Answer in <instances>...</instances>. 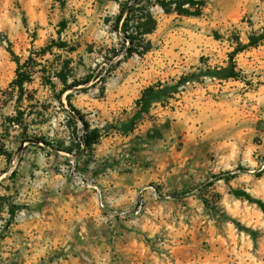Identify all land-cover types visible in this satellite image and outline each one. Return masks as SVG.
<instances>
[{
  "label": "rangeland",
  "instance_id": "obj_1",
  "mask_svg": "<svg viewBox=\"0 0 264 264\" xmlns=\"http://www.w3.org/2000/svg\"><path fill=\"white\" fill-rule=\"evenodd\" d=\"M119 1L0 0V147L9 153H0V264L69 260L73 252L53 246L63 231L69 244L112 247L115 264H152L170 259L177 246L207 251L227 240L241 249L247 239L252 264H264V211L235 194L264 202V71L188 83L133 128L121 126L147 86L224 65L228 35L246 41L264 25V0H206L199 17L141 0L136 13L157 20L139 38L145 54L128 53L130 43L115 29ZM53 39L67 41L66 50L54 46L53 54L35 57L40 64L17 101L11 51L24 62ZM67 58L69 81L84 83L67 93L104 134L82 155L84 125L67 93L58 100L63 84L55 78L54 89L45 80ZM18 109L26 111L23 124L9 123Z\"/></svg>",
  "mask_w": 264,
  "mask_h": 264
},
{
  "label": "trees",
  "instance_id": "obj_2",
  "mask_svg": "<svg viewBox=\"0 0 264 264\" xmlns=\"http://www.w3.org/2000/svg\"><path fill=\"white\" fill-rule=\"evenodd\" d=\"M118 1V0H117ZM159 4L166 13L176 12L179 15L186 16H202L204 9L206 8V0H150ZM141 0H125L119 1L121 11L115 19V29L119 33H123L126 42L130 43L126 49L128 53L133 54L138 52L139 54H145L149 49L143 48V51L140 50L141 38L140 36L152 33L157 27V20L154 17V14L145 11L144 13H136V8L140 4ZM137 6V7H136ZM68 21L63 20L60 22V31L61 34L67 28ZM132 27H135V31L131 30ZM131 30V31H130ZM216 38H225L216 33ZM139 41V42H138ZM229 45L232 47V50L227 53V60L224 65H207L206 67H197L196 70L184 73L178 79L172 81H158L153 83L143 89L140 97L136 100V112L131 120L127 123H121L122 127L127 129L133 128L138 120L144 117L146 113H149L152 107L156 104H163L168 102L170 99H173L178 93H180L183 88L191 82L200 81L202 78H211L218 80H239L244 79V71L239 67L237 62V56L250 50L251 48L258 47L264 43V25L258 29L251 32L247 41H244L241 37V34L231 33L227 37ZM58 47L61 50H66L68 46L67 41L56 42L55 39L51 41V44L35 50L28 59L22 62L20 56L16 55L13 51L11 53L14 56V60L17 63L16 68V77L12 82V86L15 90H18L19 94L17 101L21 102L26 95V84L30 83L36 73V68L39 66L35 57L44 58L48 54H53V47ZM142 48V47H141ZM75 50V49H72ZM201 59H205L202 57ZM35 61V62H34ZM31 62H34L31 64ZM73 62L72 58H67L63 61L60 68H51L47 71L45 75V80L48 85L56 89L57 84L55 83V78H57L62 84L63 88L58 92V100L62 103V96L65 95L69 90L78 87L81 84L77 80L69 81V77L73 73V68L71 64ZM88 81H86L87 83ZM66 99L69 106L73 109V112L77 115L83 123V133L78 135L79 140V155L84 153L83 150H93L94 146L97 145L102 137L104 136L102 129L100 128H91L89 122L82 114L81 110L75 107L71 101V93L66 94ZM42 116L43 113H41ZM26 116V111L18 109V112L14 116L7 117L9 123L22 125ZM131 126V127H130ZM42 142H46L45 138L40 139ZM71 150V149H69ZM0 153L9 155L8 151L0 147ZM237 196H245L248 200L256 202L264 211V202L258 199H253L247 193L242 191H236ZM14 214V210H11Z\"/></svg>",
  "mask_w": 264,
  "mask_h": 264
},
{
  "label": "crops",
  "instance_id": "obj_3",
  "mask_svg": "<svg viewBox=\"0 0 264 264\" xmlns=\"http://www.w3.org/2000/svg\"><path fill=\"white\" fill-rule=\"evenodd\" d=\"M237 60L239 67H241L246 72L254 69L264 71V43L258 47L251 48V50H247L245 52L240 53L237 57ZM225 63L226 61H224V64ZM70 236L71 234L69 231L59 232L54 236L53 246L55 248H58V251L64 253L67 252L74 253V255L72 254L68 255L69 260L68 259L61 260L60 262H55V264H75L77 263V261H79V264H102V261H106L103 259H107L106 261L107 264L108 261L114 263L112 259L111 260L108 259L117 258L119 255L116 250L112 249V247L105 246L102 244L100 245L99 244L88 245L86 243L69 244L68 240ZM232 243L233 241H231L229 244L227 240V244L224 245L225 241H223V245L221 244L219 246L212 247L207 251H201L190 247L177 246L173 248L170 259L163 256V259H159V260L155 259L154 262L151 263L152 264H241V263L252 264L253 261L252 259H250V255L252 254V252L250 251L245 252L243 250L244 246H247L246 248H250L251 240L249 239L245 240L244 246H242L241 249H239V247L237 246H234ZM262 251H263V244H262ZM238 258H240V261L238 260ZM85 259H87L88 261ZM147 264H150V262H148Z\"/></svg>",
  "mask_w": 264,
  "mask_h": 264
}]
</instances>
